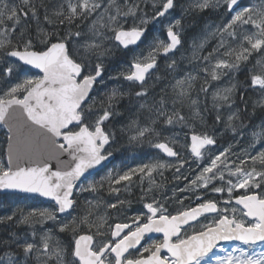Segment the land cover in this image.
I'll list each match as a JSON object with an SVG mask.
<instances>
[{
    "label": "snow or ice",
    "instance_id": "1",
    "mask_svg": "<svg viewBox=\"0 0 264 264\" xmlns=\"http://www.w3.org/2000/svg\"><path fill=\"white\" fill-rule=\"evenodd\" d=\"M0 125V190L50 201L0 217V264H264V0H0ZM145 144L175 162L96 179Z\"/></svg>",
    "mask_w": 264,
    "mask_h": 264
},
{
    "label": "flooded vegetation",
    "instance_id": "2",
    "mask_svg": "<svg viewBox=\"0 0 264 264\" xmlns=\"http://www.w3.org/2000/svg\"><path fill=\"white\" fill-rule=\"evenodd\" d=\"M181 3H183V0H181ZM242 3L246 4L248 3V0L243 1ZM179 11V10H177ZM223 15H226L223 14ZM187 18V23L185 25V36L184 39L187 42H191V40L196 37L201 30L203 29V27L208 24V23H212V22H219L220 19L223 18V16L219 13H207L201 16H194V17H186ZM185 18V19H186ZM161 26H157V28H160ZM156 34H159L161 36H163V32L160 31ZM185 44V46H186ZM126 59V54L124 52H120L118 51L116 53V56L113 57L112 62L108 65V73L114 74L116 69L121 67V61ZM163 71V65L161 64V70L160 73ZM34 73V72H33ZM241 80L244 79L243 74H241V76L239 77ZM252 98L254 99L255 96L253 95ZM259 119V113L257 114V117L254 118V120L252 121L253 123L258 122ZM199 130V129H198ZM177 131H180L179 129H177ZM188 131V130H185ZM181 142L182 143H187L188 141L183 140V133H181ZM223 143V141H221V144ZM221 145L218 144L217 147H220ZM181 152V156L182 158L185 159H189L190 160V152L187 151L184 148H179L178 149ZM164 159V160H168L169 162H175V158H169L166 156V154L162 153L161 150L155 149L150 147L149 145L145 144L142 147H137V148H128L127 145H123L119 148V151L115 153L114 158L112 159L111 163L108 165V168L105 169L103 172H101L99 174V176L96 177V179H99L101 176L106 175L107 171L112 169V168H123L126 166H133L135 167L137 164L139 163H147L153 159ZM192 163V167L193 169L195 168V162L191 161ZM189 166L185 165V169H187ZM184 169H182L183 171ZM185 171V170H184ZM187 174V173H186ZM173 175H174V170H167L164 172V178L162 180V182L166 185V189L170 190L173 187H175L177 185L178 181H175L173 179ZM158 181H161L160 177H157ZM187 182V181H184ZM240 191L243 190H239L236 194H239ZM168 195H171V192L168 191L167 192ZM140 193H139V189L137 188H133L132 189V194L128 197L129 199H131L133 201L131 208L128 210L127 215L132 216L136 213V211L138 209H142V205L137 202V198L139 197ZM179 197L178 198H183V196L185 195V193H178ZM191 195V194H188ZM213 198H216L219 194H212ZM16 197H24V196H16ZM226 198V197H225ZM195 204V201H193V206ZM31 206H36V207H48L50 206V202L49 201H45L43 199L37 198V197H24V199L21 200H16L15 203V209L17 207L19 208H23L25 210H27L28 207ZM166 207H168L169 212L175 214V211L179 209V205L174 203V202H169V204H166ZM143 211H146V209H143ZM211 215V214H210ZM203 219V218H202ZM20 231H24L23 229ZM163 239V236H159V237H155L153 239H149L148 237L145 238V240L143 241V244H148V243H153V242H157L159 240ZM162 254H166V253H162Z\"/></svg>",
    "mask_w": 264,
    "mask_h": 264
},
{
    "label": "trees",
    "instance_id": "3",
    "mask_svg": "<svg viewBox=\"0 0 264 264\" xmlns=\"http://www.w3.org/2000/svg\"><path fill=\"white\" fill-rule=\"evenodd\" d=\"M187 23V18L185 19V25ZM0 156L2 159L5 158V150H6V133L4 130L0 128ZM24 199V197H16L12 195H2L0 194V217L11 214V212L15 209L16 200ZM22 230V229H21ZM7 235V226L0 225V237H4Z\"/></svg>",
    "mask_w": 264,
    "mask_h": 264
},
{
    "label": "water",
    "instance_id": "4",
    "mask_svg": "<svg viewBox=\"0 0 264 264\" xmlns=\"http://www.w3.org/2000/svg\"><path fill=\"white\" fill-rule=\"evenodd\" d=\"M242 1H244V0H242ZM34 71H36V70H34ZM0 127H4V126L3 125H0ZM5 131L7 132V129L6 128H5ZM52 163H53V167H55L56 166V162L55 161H52ZM0 193L2 195H24V196L36 197V196H32L30 194L16 193V192H12V191H9V190H0ZM39 198H41V197H39ZM42 199L47 200L46 198H42ZM159 236H163V234L162 233H152V234H148L146 237H148L149 239H153V238L159 237ZM142 243H143V241H142Z\"/></svg>",
    "mask_w": 264,
    "mask_h": 264
},
{
    "label": "rangeland",
    "instance_id": "5",
    "mask_svg": "<svg viewBox=\"0 0 264 264\" xmlns=\"http://www.w3.org/2000/svg\"><path fill=\"white\" fill-rule=\"evenodd\" d=\"M188 43H190V42H187V44H188ZM187 44H186L185 47H187ZM163 71H164V70H163ZM163 71L161 72V75H163ZM1 129H2V128H1ZM2 130H3V129H2ZM0 146H1V144H0ZM0 159H2L1 156H0ZM183 171H184V170H183ZM185 183H187V182H184V181H178V182H177V184H178L180 187H183ZM180 194H182V193H180ZM178 197H179V195H178ZM183 197H184V196H183ZM193 201H194V200H193ZM184 204H185V205H188V204H189V201H188V200H185V201H184ZM179 208H180V205H179ZM14 210H15V209H14ZM14 210H13V211H14ZM11 213H12V212H11Z\"/></svg>",
    "mask_w": 264,
    "mask_h": 264
}]
</instances>
